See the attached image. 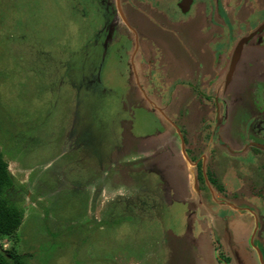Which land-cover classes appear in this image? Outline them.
Listing matches in <instances>:
<instances>
[{
  "label": "rangeland",
  "instance_id": "rangeland-1",
  "mask_svg": "<svg viewBox=\"0 0 264 264\" xmlns=\"http://www.w3.org/2000/svg\"><path fill=\"white\" fill-rule=\"evenodd\" d=\"M123 10L137 32L144 24L153 32ZM93 35L89 0H0V150L23 212L15 235L0 244L25 254L27 264H218L216 231L205 232L192 204L197 172L184 163L174 129L140 100L138 85L147 90L148 82L139 62L131 73L91 60ZM180 37L168 44L182 75ZM187 67L195 70L188 57ZM240 78L232 125L247 121L264 96V76L250 84ZM177 94L171 107L154 102L194 136L201 99L192 95L185 108L191 96ZM142 197L143 206L131 203ZM190 222L195 234L196 223L201 229L196 242Z\"/></svg>",
  "mask_w": 264,
  "mask_h": 264
},
{
  "label": "flooded vegetation",
  "instance_id": "flooded-vegetation-1",
  "mask_svg": "<svg viewBox=\"0 0 264 264\" xmlns=\"http://www.w3.org/2000/svg\"><path fill=\"white\" fill-rule=\"evenodd\" d=\"M89 2L90 26L94 28L89 44L91 60L99 56V64H124L132 73L137 59L148 82L147 90L138 85L140 100L160 112L180 140L178 128L184 150L179 125L166 116L164 107H156L154 99L171 107L173 96L182 92L185 97L191 96L185 100V108H190L193 96L200 97V105L196 106L203 109L199 128L194 136L186 135L187 158L197 172L199 200L192 203L201 210L197 222L205 232L216 231L212 242L216 263L264 264V96L251 107L247 121L233 125L234 107L230 102L236 78L250 84L264 76V0ZM124 7L148 23L153 32L145 24L144 31L137 32ZM182 31L186 46L180 47L186 63L183 59L185 72L181 75L177 71L178 58L171 53L168 42L171 38L181 39ZM187 57L195 62L193 72L187 67ZM92 74L89 82H95ZM182 81L186 87L180 84ZM179 85L182 89L177 88ZM183 126L187 128V124ZM143 200L131 203L143 206ZM229 221L233 224L232 234ZM188 225L191 230L187 234L197 240L199 225L195 224L196 234L194 225Z\"/></svg>",
  "mask_w": 264,
  "mask_h": 264
},
{
  "label": "trees",
  "instance_id": "trees-1",
  "mask_svg": "<svg viewBox=\"0 0 264 264\" xmlns=\"http://www.w3.org/2000/svg\"><path fill=\"white\" fill-rule=\"evenodd\" d=\"M144 104L148 103L145 101ZM180 130L184 136L187 155V138L183 129L180 128ZM200 173L199 169V175ZM17 195L18 190L15 187L14 178L0 150V240L14 236L22 223L23 212L15 201ZM0 264H27L26 255L18 253L13 247L4 249L0 244Z\"/></svg>",
  "mask_w": 264,
  "mask_h": 264
},
{
  "label": "water",
  "instance_id": "water-1",
  "mask_svg": "<svg viewBox=\"0 0 264 264\" xmlns=\"http://www.w3.org/2000/svg\"><path fill=\"white\" fill-rule=\"evenodd\" d=\"M176 131H177V133H178V135H179V137H180V140H181V149H182V157H183V161H184L185 164H186V163H188V164H192V163L190 162V160L187 158V155H186V153H185L183 138H182V136H181V134H180L178 128H176ZM192 189L198 193V185H197V179H196V176L193 177V185H192Z\"/></svg>",
  "mask_w": 264,
  "mask_h": 264
}]
</instances>
